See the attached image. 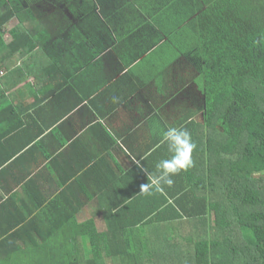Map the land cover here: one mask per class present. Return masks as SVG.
Listing matches in <instances>:
<instances>
[{"label":"crops","instance_id":"1","mask_svg":"<svg viewBox=\"0 0 264 264\" xmlns=\"http://www.w3.org/2000/svg\"><path fill=\"white\" fill-rule=\"evenodd\" d=\"M77 1L76 14L66 0L47 14L26 0L49 21L47 33L30 26L45 43L28 75L11 72L0 103V262H17L18 247L64 254L77 241L65 233L80 230L141 245L148 218L191 214L208 197L207 99L190 27L201 0H106L94 11ZM53 42L68 55L43 48ZM169 126L190 132L193 164L171 187L141 193L171 157Z\"/></svg>","mask_w":264,"mask_h":264},{"label":"trees","instance_id":"2","mask_svg":"<svg viewBox=\"0 0 264 264\" xmlns=\"http://www.w3.org/2000/svg\"><path fill=\"white\" fill-rule=\"evenodd\" d=\"M76 1L66 0L74 14ZM80 1L94 11L106 0ZM201 2L205 7L190 27L207 99L208 197L191 214L148 218L141 245L133 239L109 245L105 233L80 230L65 233L77 241L64 254L56 247H18L17 262L0 264H264V0ZM46 19L26 0H0L1 104L11 72L18 66L28 75L29 59L45 43L30 26L46 32ZM52 46L43 48L54 50L55 59L68 55L59 43ZM158 220L162 230L152 228Z\"/></svg>","mask_w":264,"mask_h":264},{"label":"clouds","instance_id":"3","mask_svg":"<svg viewBox=\"0 0 264 264\" xmlns=\"http://www.w3.org/2000/svg\"><path fill=\"white\" fill-rule=\"evenodd\" d=\"M161 143L167 145L171 157L158 162L156 174L148 173V183L141 185V193L151 194L152 189L163 191L164 185L171 187L174 184L172 177L193 164L192 152L196 145L188 130L169 126L162 133Z\"/></svg>","mask_w":264,"mask_h":264},{"label":"rangeland","instance_id":"4","mask_svg":"<svg viewBox=\"0 0 264 264\" xmlns=\"http://www.w3.org/2000/svg\"><path fill=\"white\" fill-rule=\"evenodd\" d=\"M32 7L37 9H41L42 7L46 10L47 14H51L52 12L56 14L57 6H64V0H27ZM44 13V12H43ZM44 15H46L44 13ZM7 38V37H6ZM7 264V263H3Z\"/></svg>","mask_w":264,"mask_h":264},{"label":"water","instance_id":"5","mask_svg":"<svg viewBox=\"0 0 264 264\" xmlns=\"http://www.w3.org/2000/svg\"><path fill=\"white\" fill-rule=\"evenodd\" d=\"M264 172V171H263Z\"/></svg>","mask_w":264,"mask_h":264}]
</instances>
